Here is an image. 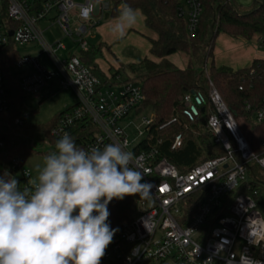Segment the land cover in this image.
<instances>
[{
  "label": "built area",
  "instance_id": "1",
  "mask_svg": "<svg viewBox=\"0 0 264 264\" xmlns=\"http://www.w3.org/2000/svg\"><path fill=\"white\" fill-rule=\"evenodd\" d=\"M181 2L179 14L186 18L187 31L194 37L202 13L201 0ZM110 8L109 3L96 0H86L84 4L73 0H0V112L6 111L10 104L2 64L11 59L9 46L17 50L18 46L34 43L40 47L39 55L48 58L54 71L41 66L38 58L20 56L13 62L12 69L27 64L33 66L28 77L19 79L21 90L28 96H46L58 86L72 90L77 97V103L57 119L49 137L57 140L64 133L71 134L75 125L83 124L93 126L95 132L84 141L82 148L119 142L135 153L137 166L143 173L142 182L151 185V194L147 198L139 196V217L120 225L101 264H163L168 261L175 264H264V218L253 195L239 194L224 205V197L247 181L250 163L255 162L264 171V139L254 152L249 137L242 132L210 82L206 128L214 143L223 146L225 154L181 172L160 157L157 149L140 150L141 142L149 134L157 135L175 120L153 130L154 113L144 115L149 109L140 110L145 95L139 83L130 77L121 81L119 75H116L119 81L108 76L102 80L81 59L80 54L90 47L87 35L93 26L92 16H102ZM72 20L77 23L75 28H72ZM44 22H48L45 28L41 26ZM51 26H57L63 37L73 41L74 47L67 49L60 40L48 43L44 35ZM59 52H65L66 56L58 57ZM183 101L199 115L191 94L184 96ZM251 110V104L245 103V111ZM246 120L250 125L249 134L253 125H264V98ZM15 122L24 123L20 119ZM132 127L137 134L130 140L128 130ZM180 145L181 138L177 137L172 148ZM4 148L5 144L0 142V174L8 172L15 177L20 173V187L30 188L31 174L21 170L24 162L15 158L9 166L5 164L1 159ZM198 194H203L205 199L190 213L191 198ZM224 210H227L224 216L214 218L215 213Z\"/></svg>",
  "mask_w": 264,
  "mask_h": 264
},
{
  "label": "trees",
  "instance_id": "2",
  "mask_svg": "<svg viewBox=\"0 0 264 264\" xmlns=\"http://www.w3.org/2000/svg\"><path fill=\"white\" fill-rule=\"evenodd\" d=\"M109 4L110 17H117L119 7L123 4L137 9L143 15L146 27L156 34V38L150 40L153 58L145 57L123 65L117 69V73L126 68L130 72V79L142 86L145 100L140 110L149 109L154 113L153 130L175 120L159 130L157 135L149 134L141 142L140 150L157 149L160 157L170 161L181 172L188 171L206 159L225 154L223 146L214 143L206 128L210 112V82L237 121L248 118L264 98V60L256 59L249 67L238 70L217 66L214 62L215 42L220 34L233 39L251 41L261 38L264 41V0H254L249 7L237 5L234 0H201L202 13L194 37L187 31L186 18L179 14L181 0H112ZM8 50L11 59L9 62L2 61V64L10 104L6 111L0 112V142L5 144L1 159L9 166L15 158L25 162L37 152L34 137L39 133L45 134L50 144L55 145L56 139L49 137V131L64 112L47 125L28 122L30 114L25 108L28 95L21 90L19 78L12 69L13 62L19 59L20 54L13 45ZM99 51L100 48L90 45L89 50L82 52L80 57L100 79L106 80V74L95 64ZM173 54L184 58L182 68L169 60L168 57ZM187 94L193 96L199 115L185 105L183 98ZM50 96L46 95L43 99ZM245 103L251 104V112L245 111ZM17 119L24 123L16 124ZM93 132V126L77 124L70 135L77 146L82 147ZM177 137L181 138V145L173 149ZM263 139L264 125H253L249 140L254 152L258 151L259 142ZM242 193L253 195L264 218V171L255 162L249 164L247 181L224 197V205L227 206ZM204 199L203 194L191 198L190 213L195 212ZM139 200V195H135L111 201L108 205L111 227L119 228L121 224L130 223L139 217ZM226 213L227 210L217 212L214 218Z\"/></svg>",
  "mask_w": 264,
  "mask_h": 264
},
{
  "label": "clouds",
  "instance_id": "3",
  "mask_svg": "<svg viewBox=\"0 0 264 264\" xmlns=\"http://www.w3.org/2000/svg\"><path fill=\"white\" fill-rule=\"evenodd\" d=\"M137 20L138 10L123 4L109 30L122 38ZM136 161L119 142L85 149L64 133L30 188L0 174V264H101L119 231L108 222L109 203L151 194Z\"/></svg>",
  "mask_w": 264,
  "mask_h": 264
},
{
  "label": "rangeland",
  "instance_id": "4",
  "mask_svg": "<svg viewBox=\"0 0 264 264\" xmlns=\"http://www.w3.org/2000/svg\"><path fill=\"white\" fill-rule=\"evenodd\" d=\"M76 4H84L86 0H73ZM97 1V0H96ZM112 0H100V3L106 4L111 3ZM237 5H242L243 7H249L253 4L254 0H234ZM110 16V11H105L102 16H92V24L89 29L87 40L90 45H93L96 49L100 48V51L97 53L95 58V64L98 69L102 72H105L107 76L114 81L116 80V75L120 76V80L124 81L129 78L130 72L124 68L117 73L123 65L128 63L138 62L141 59L148 57L153 58L150 54V40L156 38V34L149 30L144 22L143 15L138 11V20L137 22L129 29L123 37H118L117 35L110 32V27L115 23L117 17H108ZM72 20V28L77 26V23ZM95 23V24H94ZM43 28L48 26V22L41 24ZM45 39L48 43H53L60 40L67 49L73 48V41L70 38L63 37L61 31L57 26H51L45 33ZM224 36L220 34L215 42V49L217 57L218 51L223 52L222 56L225 61L222 64H226L229 58L235 54L231 51H226L224 48ZM242 43L246 47H253L257 50L264 51V42L261 43L259 39H253L252 41H243L238 39L235 44ZM76 47L74 48V50ZM18 52L20 56H31L33 58H38V62L44 68L54 71L53 66L50 64L48 58L45 55H39L40 47L37 44H29L18 46ZM58 57L64 58L66 56L65 52H59ZM176 66L183 67L185 64L184 58L179 54H173L168 57ZM220 59V58H219ZM217 64H220L219 60H216ZM215 62V63H216ZM243 65V64H242ZM248 66V63L244 65ZM235 68H239V64H236ZM33 66L27 64L21 68H14L13 72L18 74L20 80L29 76L32 72ZM44 95L39 96H27L25 100V108L30 114L28 117V122L38 125H47L56 119L60 113L65 112L70 109L77 103V97L72 90L61 89L56 86L51 93V96L44 100ZM151 110H147L144 115H148ZM134 117H131L133 119ZM138 121V120H136ZM238 125L241 128L242 132L246 136L250 137L248 130L250 125H247L246 118L238 120ZM136 130L132 127L128 130L130 140H133L136 137ZM34 143L36 148V153L29 156V158L24 162L21 170H28L31 174V181L35 179L37 175V169L43 165L44 157L51 151L55 149V145L50 144L48 138L45 135L39 133L34 137ZM20 173L16 174L15 178H19ZM163 264H175L173 262H165Z\"/></svg>",
  "mask_w": 264,
  "mask_h": 264
},
{
  "label": "crops",
  "instance_id": "5",
  "mask_svg": "<svg viewBox=\"0 0 264 264\" xmlns=\"http://www.w3.org/2000/svg\"><path fill=\"white\" fill-rule=\"evenodd\" d=\"M223 36L225 38L223 40L224 48L226 49V51H231L235 54L232 56V58L227 59L229 61L226 64H222L223 61H225L224 59H226V57L223 58V56H222L223 52L218 51V55L220 56L219 57L220 59H219L217 57L216 49H215L214 50V62H216L217 59L220 62V64H217V62L215 63L217 66H226V67H230L234 70H238V69L246 68L244 65L247 63H248L247 67H249L251 65V63L256 59H263L264 60V51L263 50H257L256 48H253V47H246V49H245L244 44H242V43L235 44V42L238 41V39H233V38H230L226 35H223ZM254 39H257V38H254ZM242 40L245 42L247 41L245 39H242ZM149 51H150V48H149ZM133 63H135V62H133ZM236 64H239L240 67L239 68L233 67V65L235 66ZM180 68H182V67H180ZM103 73H105V72H103ZM106 76H107V74H106Z\"/></svg>",
  "mask_w": 264,
  "mask_h": 264
},
{
  "label": "water",
  "instance_id": "6",
  "mask_svg": "<svg viewBox=\"0 0 264 264\" xmlns=\"http://www.w3.org/2000/svg\"><path fill=\"white\" fill-rule=\"evenodd\" d=\"M108 17H109V16L107 15V16H106V18H108ZM192 111H194V112H195V108H194V107H192Z\"/></svg>",
  "mask_w": 264,
  "mask_h": 264
}]
</instances>
